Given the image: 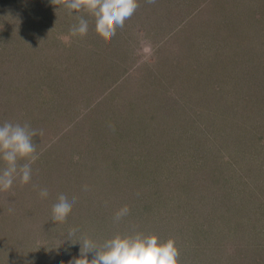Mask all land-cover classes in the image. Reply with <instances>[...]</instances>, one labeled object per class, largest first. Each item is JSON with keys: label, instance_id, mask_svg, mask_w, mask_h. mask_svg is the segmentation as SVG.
<instances>
[{"label": "rangeland", "instance_id": "1", "mask_svg": "<svg viewBox=\"0 0 264 264\" xmlns=\"http://www.w3.org/2000/svg\"><path fill=\"white\" fill-rule=\"evenodd\" d=\"M139 3L105 42L87 13L0 0V124L43 131L30 183L0 191V264L133 231L175 239L179 264H264V0Z\"/></svg>", "mask_w": 264, "mask_h": 264}, {"label": "clouds", "instance_id": "2", "mask_svg": "<svg viewBox=\"0 0 264 264\" xmlns=\"http://www.w3.org/2000/svg\"><path fill=\"white\" fill-rule=\"evenodd\" d=\"M155 2L146 0L148 4ZM51 3L68 9L69 15H72L73 10L76 13H87L94 20L96 33L105 42L110 41L140 7L139 0H51ZM76 19L78 22L69 29L70 35L86 36L89 21L82 15H77ZM149 46L145 44V47ZM38 135H43V131L33 129L27 122L21 124L5 121L0 124V161L4 163L0 169V191H9L17 179L21 185L30 183L32 164L40 156L38 145L33 139ZM22 160L25 162L20 163ZM48 195L47 188L39 190L42 199ZM75 203V197L69 200L66 195L60 194L57 202L52 205L51 219L56 223H64ZM129 211L127 205L123 206L115 213L114 220L120 221ZM76 231L69 230L66 239L72 241ZM77 242L81 244L80 255L68 264H179L180 250L175 239L162 241L156 234L133 231L130 234L118 233L102 244L87 237ZM89 253H92V259L88 258Z\"/></svg>", "mask_w": 264, "mask_h": 264}, {"label": "trees", "instance_id": "3", "mask_svg": "<svg viewBox=\"0 0 264 264\" xmlns=\"http://www.w3.org/2000/svg\"><path fill=\"white\" fill-rule=\"evenodd\" d=\"M61 82V84H65L66 82H64V81H60Z\"/></svg>", "mask_w": 264, "mask_h": 264}]
</instances>
